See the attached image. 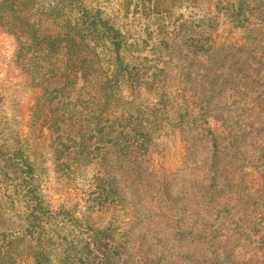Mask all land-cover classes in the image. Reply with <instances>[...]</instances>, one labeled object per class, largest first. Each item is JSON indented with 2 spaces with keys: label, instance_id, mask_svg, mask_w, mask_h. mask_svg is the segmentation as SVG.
<instances>
[{
  "label": "trees",
  "instance_id": "16d2710c",
  "mask_svg": "<svg viewBox=\"0 0 264 264\" xmlns=\"http://www.w3.org/2000/svg\"><path fill=\"white\" fill-rule=\"evenodd\" d=\"M107 3L0 0L25 78L0 80V264H264V0ZM167 130L184 159L157 172ZM46 162L106 222L54 208Z\"/></svg>",
  "mask_w": 264,
  "mask_h": 264
},
{
  "label": "rangeland",
  "instance_id": "374dc122",
  "mask_svg": "<svg viewBox=\"0 0 264 264\" xmlns=\"http://www.w3.org/2000/svg\"><path fill=\"white\" fill-rule=\"evenodd\" d=\"M104 2H108L105 5V8L110 12H113L114 9L117 8L115 4V0H104ZM179 2H176L174 7H169L168 1L166 2V7L169 9H174V14L177 16L180 12L179 9L176 8ZM206 6L207 3H204ZM187 5V3H185ZM204 6H195L190 5L186 7L182 14H187L188 12L193 13L198 10H205ZM175 16V17H176ZM135 27H133V30ZM133 30L131 32H133ZM135 32V31H134ZM240 33L235 31H229L225 24L220 28V31L217 36V40L219 42H229L236 41L240 39ZM15 48V40L7 34V32L1 28L0 26V80L10 81L12 83L22 84L25 82V78L19 74V71L15 68V66L11 62V56L13 49ZM35 91H30L28 89L21 88V92L18 93L17 96V106L19 107L20 115L17 116L18 120V128L21 131V137L27 142L33 144V136L28 133L27 121L29 118V110L30 106L34 102ZM164 139L170 145V152L167 156L162 157L154 154L152 157L153 168L155 171L160 172L163 169H173L179 167L183 163L184 159V146L180 140L178 134L167 130L164 133ZM48 131L44 130V133L41 137L36 139V143L34 148H38L42 152V159L46 160L48 158ZM46 173L44 174V178L42 181V187L44 192L47 195L48 200L52 204L54 208L58 207L59 204L64 203L65 205L70 206L74 210V214L80 218L83 222H88L92 224H101L106 222L109 214L104 213H87L82 209L81 206V190H71L64 186L59 181L55 180L54 174L51 171V165L49 162L45 163ZM28 264V263H26Z\"/></svg>",
  "mask_w": 264,
  "mask_h": 264
}]
</instances>
